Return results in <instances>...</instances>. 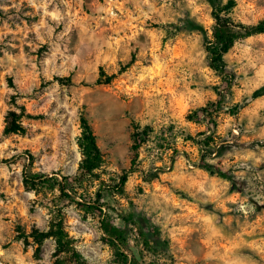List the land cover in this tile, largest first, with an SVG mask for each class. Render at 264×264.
<instances>
[{
    "label": "rangeland",
    "instance_id": "obj_1",
    "mask_svg": "<svg viewBox=\"0 0 264 264\" xmlns=\"http://www.w3.org/2000/svg\"><path fill=\"white\" fill-rule=\"evenodd\" d=\"M233 1L235 21L264 18V0ZM212 24L207 0H0V264H55V238L32 236L50 231L55 203L88 264H119V250L140 264H264V90L254 95L264 86V33L224 56L238 74V112L219 113L197 135L204 125L184 116L214 100L220 83L203 41ZM101 70L116 77L95 84ZM10 110L20 129L5 133ZM82 116L101 166L65 190L70 200L57 199V184H25L28 171L55 183L79 174ZM131 120L150 130L133 164ZM210 132L206 154L193 140ZM201 155L227 176L200 167ZM94 203L126 246L85 206Z\"/></svg>",
    "mask_w": 264,
    "mask_h": 264
},
{
    "label": "trees",
    "instance_id": "obj_2",
    "mask_svg": "<svg viewBox=\"0 0 264 264\" xmlns=\"http://www.w3.org/2000/svg\"><path fill=\"white\" fill-rule=\"evenodd\" d=\"M211 6V16L213 24L211 28V35L205 34L203 36L205 51L208 58V66L211 68L215 75L220 78V83L213 85L212 89L215 93L214 100L207 101L204 105L190 110L184 119L188 122L202 123L204 129L197 135H202L212 130L211 124L216 121V116L223 112L229 115H234L238 112L240 105L232 101L233 88L238 85V74L236 70L231 68L224 59L225 54L234 45V43L244 37H248L255 34L264 33V18L254 24H246L240 21H235L229 14V9L234 5L233 0H227L225 3H217V0H207ZM127 65L121 67L119 72H122ZM116 77V74H106L102 70L99 76L95 80V84H108ZM60 83L65 85L72 84L68 77H59ZM264 90V86L254 93L255 96L260 95ZM17 113L13 110L8 111L5 117L4 132L9 133L20 129V126L15 122ZM81 133L78 138V145L82 153V161L79 168V174L76 176L65 175L62 176L63 181L55 183L52 177H45V174L38 171H28L23 176V182L27 185H43L53 189L57 184L60 190L57 199H71V196L66 189H70V185L73 182L82 180L85 176L94 173V170L101 166L102 157L100 149L96 142V136L89 124L86 117L82 116L80 119ZM132 127V140L131 145L134 151V158L131 162L133 164L138 155V149L142 143L148 140L150 130L147 127H142L138 122L131 120ZM210 134H207L204 138L193 140V137L189 134L184 135V140L192 139L197 145L199 151L210 154L214 147H211V141L209 140ZM223 144H220L218 148H222ZM31 157V155H29ZM199 166L209 171L210 173H217L221 177H226V173L212 165L204 155H201ZM132 168V167H131ZM125 171L119 177V181L115 184V189L118 193L123 192V186L128 179L129 172ZM156 173L153 172L149 176L155 177ZM145 178H148L145 176ZM99 195V194H98ZM86 207L97 211L103 217L101 224L105 232L114 241L118 248L119 246H126V238L124 231L117 225L110 222L106 212H103L102 205L94 203L93 205H85ZM122 217V215H121ZM125 220L123 217L121 218ZM53 236L55 238V250L54 255L56 257L55 264H88L87 259L78 251L74 245V240L68 235L66 231V217L63 212L62 206L55 203L52 212L51 229L48 232L34 231L32 236L37 242H41L46 236ZM144 242L149 246V242L144 239ZM117 261L119 264H140L132 255L130 259L128 256L121 252H117ZM154 264V263H149Z\"/></svg>",
    "mask_w": 264,
    "mask_h": 264
}]
</instances>
